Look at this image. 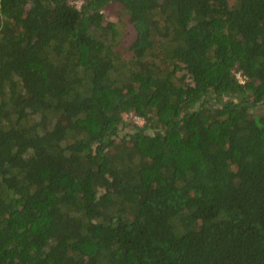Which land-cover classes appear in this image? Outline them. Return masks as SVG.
Segmentation results:
<instances>
[{
  "label": "trees",
  "instance_id": "trees-1",
  "mask_svg": "<svg viewBox=\"0 0 264 264\" xmlns=\"http://www.w3.org/2000/svg\"><path fill=\"white\" fill-rule=\"evenodd\" d=\"M0 264H264V0H0Z\"/></svg>",
  "mask_w": 264,
  "mask_h": 264
},
{
  "label": "rangeland",
  "instance_id": "rangeland-1",
  "mask_svg": "<svg viewBox=\"0 0 264 264\" xmlns=\"http://www.w3.org/2000/svg\"><path fill=\"white\" fill-rule=\"evenodd\" d=\"M116 17V15H114ZM115 17H113V19H115ZM132 31H130V26H127L126 27V33H125V36H129V35H132ZM135 118V117H134ZM140 125L144 123V120L142 118H137L135 119Z\"/></svg>",
  "mask_w": 264,
  "mask_h": 264
},
{
  "label": "built area",
  "instance_id": "built-area-1",
  "mask_svg": "<svg viewBox=\"0 0 264 264\" xmlns=\"http://www.w3.org/2000/svg\"><path fill=\"white\" fill-rule=\"evenodd\" d=\"M138 117L135 116V119H137Z\"/></svg>",
  "mask_w": 264,
  "mask_h": 264
},
{
  "label": "clouds",
  "instance_id": "clouds-1",
  "mask_svg": "<svg viewBox=\"0 0 264 264\" xmlns=\"http://www.w3.org/2000/svg\"><path fill=\"white\" fill-rule=\"evenodd\" d=\"M139 118V117H138Z\"/></svg>",
  "mask_w": 264,
  "mask_h": 264
}]
</instances>
